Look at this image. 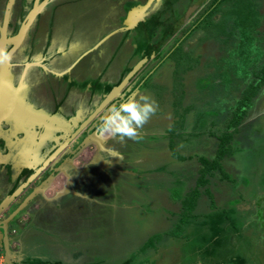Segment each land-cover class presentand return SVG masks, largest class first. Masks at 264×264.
<instances>
[{"label": "flooded vegetation", "instance_id": "1", "mask_svg": "<svg viewBox=\"0 0 264 264\" xmlns=\"http://www.w3.org/2000/svg\"><path fill=\"white\" fill-rule=\"evenodd\" d=\"M236 4L0 0V48L11 53L9 61L0 62V237L9 243L10 264H25L28 256L91 264L101 237L107 242L122 240L121 244L125 237L147 238L145 229L152 228L155 219L138 238L133 223L123 226L114 217L116 211L139 212L133 200L141 194L135 184L138 166L149 159L170 161L160 143H145L142 130L147 127L159 134L155 130L162 128L160 100H169L175 81L184 86L187 100L197 79L208 74L206 66L182 72L170 55L181 49L200 56L201 66L219 64L228 45L216 42L212 33L219 29L225 38L228 30L223 26L229 18L224 12ZM143 7V18L128 28L130 15ZM177 22L180 28L161 46L159 41ZM141 95L150 96L157 108L140 129V139L118 143L96 136L99 118L112 103ZM76 161L81 166L75 167ZM253 203L249 209L256 211L260 234L247 237L252 238L251 252L257 260L237 264H264V210L261 201ZM166 223L158 233L170 228ZM180 252L184 261L189 259ZM215 258H199L197 264H221L220 259L212 262ZM153 260L163 261L157 254Z\"/></svg>", "mask_w": 264, "mask_h": 264}, {"label": "trees", "instance_id": "2", "mask_svg": "<svg viewBox=\"0 0 264 264\" xmlns=\"http://www.w3.org/2000/svg\"><path fill=\"white\" fill-rule=\"evenodd\" d=\"M231 1L237 4L233 10L224 12L229 24H224L223 29L228 33L223 40L219 29L212 33L216 42L228 45L219 64L202 63L201 66L200 56L176 49L170 55L176 69L200 71L206 66L208 74L197 79L187 100L184 99V86L175 81L169 100H160V120L167 116L170 122L155 130L159 134L149 132L147 127L142 130L145 143L155 147L160 143L170 161L160 160L159 163L157 160L155 163L149 159L139 165L140 177L135 184L138 183L141 192L149 196H153L151 193L155 190L161 191L158 198H164L171 207L158 203V212H154L148 207L156 199L153 202L146 196L145 201H149L145 205L140 203L138 209L150 216L160 214L170 228L164 233L147 234L149 236L140 245L131 248L127 258L115 259L112 264H153V257L165 240L184 244L183 253L212 252L215 255L213 250L221 251L219 247L223 241L242 235L238 214L241 210L237 206L239 203L251 205L249 198L255 190L247 189L243 195L242 185H251L250 178L246 180L227 168L239 156L251 153L254 147L240 137L249 130L248 120L264 99V0ZM256 170L259 173L261 168ZM223 192L227 198L221 203L218 197ZM194 228L197 235L191 233ZM195 237L199 242L193 246L190 240ZM124 250L112 252L121 256ZM206 254H202V258L205 259ZM56 259L28 256L25 264H67ZM105 262L103 259L91 264Z\"/></svg>", "mask_w": 264, "mask_h": 264}, {"label": "rangeland", "instance_id": "3", "mask_svg": "<svg viewBox=\"0 0 264 264\" xmlns=\"http://www.w3.org/2000/svg\"><path fill=\"white\" fill-rule=\"evenodd\" d=\"M180 26H181V22H177V24L171 29V32L168 33V35L166 37L161 38V40L159 41L160 42L159 44H161V46L164 45V43H166L170 39V36L172 34H174L175 32H177V30L180 28ZM193 41L194 40H191L190 42L192 43ZM188 46H190V44H188ZM188 48L189 47H187V49ZM167 66H169V65H167ZM168 69L171 70L172 66L170 65ZM166 117L167 116H165L164 121H160V124L162 125V127L165 125V123L170 122L169 119ZM248 124L250 125L249 130L247 131V133L245 132L246 135L241 134L240 138H242L241 140H243V141L245 140V143H249V144L253 143L254 147L251 150V153H249V154L245 153L246 156H244L242 158H240V156H239V159H237V161L233 165L231 164L232 166L228 167L227 170L228 171L234 170V172L236 174H238V176H244L243 178H245L246 180L250 178L251 185L246 184V183L244 185H242V188H244V189H241V192L244 195L247 189H252V190H255V194H252V196H250V198H249L250 200H252L251 205H245L243 203H241V204L239 203L238 204L239 207L237 206V209L240 208V210H241L238 213L240 216L239 219H241V225H242V229L240 231V235L242 234L241 237L237 234L236 235L237 241L234 239V236H233V238L231 237L229 241L232 243H229L228 240L223 241L224 244L222 243V246L219 247V249L221 251L213 250L214 253L216 252L215 255H213L212 252H208L207 254L205 252L202 253L203 251L201 252L204 255L206 254L208 256H215L216 258L212 262H216L217 259H220L221 264L222 263L237 264V261H239V260L247 262L250 259H253L256 257V256H254V253L251 252V250H253V247H251L252 243H250L252 238H250V237L248 238L247 235L250 233V236L252 235V237H253V235L258 236L260 234L258 232L259 228H257V226H256V220L254 217V215L256 214V211L254 210V212H253V210L251 209L252 211L250 212V209H249L250 207L253 206V204H254L253 202L259 203V201H261L259 206L262 207V210H264V199H263L264 198L263 197L264 196V100H263V103H261L259 105V107H257L255 113L252 114V116L248 120ZM243 137L244 138L246 137V138L244 139ZM257 167L261 168V171H259V173L256 170ZM182 168H184V167H182ZM182 168H181V170H182ZM248 170L252 172V173L249 172V173H251V175L247 173ZM249 186H250V188H249ZM140 191H143V190L140 189ZM145 191L147 193L148 189H145ZM160 192L157 190L153 196H149L148 193L146 195L145 193L141 192V194L139 196L137 195L133 199L134 203H135V207H140L141 206L140 203H142V205L147 204V201H149V199L147 201H145L146 196L147 197L149 196L153 200V202H154V199H156V202H154L153 205L150 204V207H148L151 209L153 208L152 211H154V212H158V209H157L158 203H159V205H160V203H162L163 205H161V206H164V207H166V206L171 207L170 203L166 202L164 200V198L163 199L158 198ZM129 193L132 194L131 191ZM161 195H163V194L161 193ZM132 196H133V194H132ZM154 196H155V198H154ZM225 198H227V195L224 192L222 194H220V197H218V199L221 203H223V200H225ZM173 208H175V207H173ZM257 208H259V207L257 206ZM138 210H140V209H138ZM257 211H258V209H257ZM114 214H115L114 215L115 220H118L119 223H121L123 226L130 224V223H133L135 226L134 228L136 229V232L138 231L136 234V237H138V238H139L138 233L140 232L143 234L142 231H143V229H145V227L148 224L150 226H152V224H151L152 222L150 220L155 219V225L152 226L153 229L152 228H146L145 229L144 238L149 236V235H147L149 233H155L157 231L160 232V231H162L168 227V223H166L168 221H166V219H164V218L162 219L160 217V214L158 215V213H152L153 215L149 216V214H144L143 212H140V211L138 212L137 209H135L132 212L125 211V210L124 211H116ZM91 217H96V214L95 215L91 214ZM148 222H151V223H148ZM257 232H258V234H257ZM191 233H195V235H197L196 228H194V231H192ZM101 238L103 239L102 242L101 243L99 242L100 245L98 244V246L96 247L99 249V252H98L99 254H96L93 257L96 258V261L97 260L101 261L103 259L104 260L106 259V262L104 264H112L115 259H122L123 256L116 255V254L114 255L112 251H118L119 249L120 250L125 249L123 251V253L127 252V250L129 248L133 249L138 244L140 245L142 242V239H143L142 237H140L139 239H134L133 237H129V238L125 237L126 241H128V243L126 241H124V243L121 244L122 240H120L118 242L116 240H112V241L109 240L107 242V240H108L107 238H105V237H101ZM246 238H248V239H246ZM197 239H199V238L195 237L192 240H190L191 245H193V246L196 245V243L199 242V240H197ZM86 240L87 239L81 240V241L83 243ZM131 240H133V241L135 240V241L130 246L129 244H130ZM225 242H228V243H225ZM247 242H248V244H247ZM125 243L127 245H125ZM200 243H201V241H200ZM244 245H247L248 247H246ZM84 247H86V246L84 245ZM185 248H186V246H184V244H182V243L177 244V242H173V240H165L162 242V245L160 246L159 252L157 255L160 256L164 262H166V263H164L162 261L161 262L162 264H179L180 262H182V263L184 262V264H197V261L200 260L199 258L203 259V261H204L208 257L207 256L204 259V258H202V254H198L196 252V253H191V254L187 255L188 256L187 258H189V259L184 261V259H183L184 256H180V253H181L180 251H183V249H185ZM91 251H93V250L91 249ZM50 252L52 253V250ZM249 252H251V253H249ZM195 256H198V258L194 259L193 257H195ZM26 259H28V257H26L25 260Z\"/></svg>", "mask_w": 264, "mask_h": 264}, {"label": "clouds", "instance_id": "4", "mask_svg": "<svg viewBox=\"0 0 264 264\" xmlns=\"http://www.w3.org/2000/svg\"><path fill=\"white\" fill-rule=\"evenodd\" d=\"M10 59L11 53L0 48V62ZM156 108V102L148 95H141L139 99L130 96L118 103H112L100 116L95 134L101 140L113 139L118 143H123L125 138L138 140L141 138L140 129L155 114ZM74 166L81 165L76 161Z\"/></svg>", "mask_w": 264, "mask_h": 264}, {"label": "water", "instance_id": "5", "mask_svg": "<svg viewBox=\"0 0 264 264\" xmlns=\"http://www.w3.org/2000/svg\"><path fill=\"white\" fill-rule=\"evenodd\" d=\"M145 8L146 7H143L138 12H137V10H135L136 13L134 12V13H132L130 15V17L126 21V24L128 25V28L134 27L137 24V22L143 18V14H144ZM14 215L15 214L13 213L12 216H14ZM0 233H1V231H0ZM0 241H1V244L3 246V252L5 254V263H7V261H8V252H9V243H8L7 240L3 239L2 237H0ZM7 264H10V263H7Z\"/></svg>", "mask_w": 264, "mask_h": 264}, {"label": "built area", "instance_id": "6", "mask_svg": "<svg viewBox=\"0 0 264 264\" xmlns=\"http://www.w3.org/2000/svg\"><path fill=\"white\" fill-rule=\"evenodd\" d=\"M0 264H6L5 263V256H4V252H3V246L1 244V241H0Z\"/></svg>", "mask_w": 264, "mask_h": 264}, {"label": "crops", "instance_id": "7", "mask_svg": "<svg viewBox=\"0 0 264 264\" xmlns=\"http://www.w3.org/2000/svg\"><path fill=\"white\" fill-rule=\"evenodd\" d=\"M4 256H5V255H4ZM7 263H10V262L7 261ZM7 263H6V264H7Z\"/></svg>", "mask_w": 264, "mask_h": 264}]
</instances>
